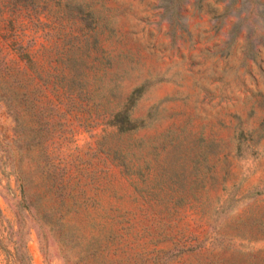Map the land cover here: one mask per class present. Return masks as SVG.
Segmentation results:
<instances>
[{"label":"rangeland","instance_id":"obj_1","mask_svg":"<svg viewBox=\"0 0 264 264\" xmlns=\"http://www.w3.org/2000/svg\"><path fill=\"white\" fill-rule=\"evenodd\" d=\"M223 1L0 0V264H264V9Z\"/></svg>","mask_w":264,"mask_h":264},{"label":"trees","instance_id":"obj_2","mask_svg":"<svg viewBox=\"0 0 264 264\" xmlns=\"http://www.w3.org/2000/svg\"><path fill=\"white\" fill-rule=\"evenodd\" d=\"M171 1H172V3H175V2H178L180 0H171ZM202 1L203 0H197V4L200 5L202 3ZM258 1H260V0H256V1L255 0H224L223 2L225 4L226 9H235V10L240 12L241 9H252L253 4L258 5V7L256 9H264V6L259 5ZM261 15L264 16L263 13H261ZM238 17H239L238 20L241 19V13L239 14ZM124 119H126V120H124L125 123L122 125H118V126H120L121 130H129L132 127V125L131 126L127 125V124H130L128 121V115L127 114H125ZM126 122H128V123H126ZM4 159H6V157H4ZM3 166H4L3 157L0 156V167L3 168Z\"/></svg>","mask_w":264,"mask_h":264}]
</instances>
